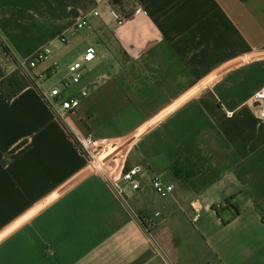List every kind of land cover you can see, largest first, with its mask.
<instances>
[{
	"label": "crops",
	"instance_id": "crops-1",
	"mask_svg": "<svg viewBox=\"0 0 264 264\" xmlns=\"http://www.w3.org/2000/svg\"><path fill=\"white\" fill-rule=\"evenodd\" d=\"M46 46L45 88L96 58L65 119L35 86L0 91V264H264V0H0V82ZM87 133L124 145L138 191L85 173Z\"/></svg>",
	"mask_w": 264,
	"mask_h": 264
},
{
	"label": "built area",
	"instance_id": "built-area-1",
	"mask_svg": "<svg viewBox=\"0 0 264 264\" xmlns=\"http://www.w3.org/2000/svg\"><path fill=\"white\" fill-rule=\"evenodd\" d=\"M140 11L141 9H138L137 12L140 13ZM93 15L98 16V13L95 12ZM88 19H78L75 28L79 30L89 26ZM121 23L120 21L119 24ZM61 41L64 43L66 38L62 37ZM51 54L52 50L49 47H43L28 60L19 64L16 71L24 81L38 88L42 98L60 119H65L67 114L78 110L81 99L88 95V92L84 90L79 95H68L67 90L80 83L88 66L96 58V50L94 47H88L79 60L68 65L67 75L59 84L45 88L39 83L40 77H37L34 69L39 64L47 61ZM252 102L258 110L259 117L264 121V88L253 95ZM76 144L87 158L85 173L103 175L121 197H124L126 188L132 191H138L141 188V178L144 175V169L142 167H125L123 162L124 145L112 142H99L92 133H87L83 138L76 137ZM150 184L162 198L170 195L175 188L173 184L167 183L160 175H154ZM142 221L150 228L154 224V220L150 217H144Z\"/></svg>",
	"mask_w": 264,
	"mask_h": 264
},
{
	"label": "trees",
	"instance_id": "trees-1",
	"mask_svg": "<svg viewBox=\"0 0 264 264\" xmlns=\"http://www.w3.org/2000/svg\"><path fill=\"white\" fill-rule=\"evenodd\" d=\"M31 86L26 81H24L18 74L17 71L13 72L5 79L0 82V91L6 100H12L18 96L25 88ZM179 161L171 167V170L176 176H179L182 171L186 172L185 177L189 178L198 172L197 169L192 170L191 168H186L180 160L187 162L188 159L182 152L178 151Z\"/></svg>",
	"mask_w": 264,
	"mask_h": 264
},
{
	"label": "rangeland",
	"instance_id": "rangeland-1",
	"mask_svg": "<svg viewBox=\"0 0 264 264\" xmlns=\"http://www.w3.org/2000/svg\"><path fill=\"white\" fill-rule=\"evenodd\" d=\"M71 56H72V54H71Z\"/></svg>",
	"mask_w": 264,
	"mask_h": 264
}]
</instances>
